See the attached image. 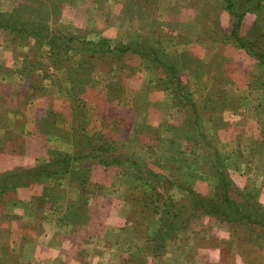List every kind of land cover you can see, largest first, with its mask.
I'll return each mask as SVG.
<instances>
[{"label": "rangeland", "instance_id": "obj_1", "mask_svg": "<svg viewBox=\"0 0 264 264\" xmlns=\"http://www.w3.org/2000/svg\"><path fill=\"white\" fill-rule=\"evenodd\" d=\"M239 1L247 6L239 34L247 36L256 23L264 26V0L256 10L249 9L256 0ZM232 26L222 0H0V148L7 153L0 157V173L34 169L68 154L71 172L83 170L91 193L85 196L71 174L43 178L25 186L38 193H31L34 205L79 202L107 192L115 195L113 201L126 202L128 215L129 202L142 195V181L119 163L100 159L135 158L214 199L223 193L216 152L224 178L237 189L229 191L231 197L240 200L234 195L248 189L264 206L262 184L244 183L231 171L240 162L249 164L251 154L259 159L264 154V110L257 112L261 137L250 148L245 143L249 135L236 131L246 100L264 103V95L258 100L264 88L253 85L263 67L232 41ZM33 28L39 36L27 33ZM101 38L115 48L102 53L97 44L83 46ZM138 43L146 47L140 53L134 49ZM148 47L161 52L167 70L171 65L177 69L176 88L170 86V71L161 68ZM43 95L45 110L31 101ZM221 138L241 142L229 146ZM170 187L171 194H179ZM212 219L192 220L186 234L211 228ZM128 229L124 234H135ZM196 241H188L189 249L195 250ZM119 248L125 250L123 244ZM255 248L257 264H262L264 243L262 250ZM197 259L191 264H200ZM235 264H243L237 255Z\"/></svg>", "mask_w": 264, "mask_h": 264}, {"label": "trees", "instance_id": "obj_2", "mask_svg": "<svg viewBox=\"0 0 264 264\" xmlns=\"http://www.w3.org/2000/svg\"><path fill=\"white\" fill-rule=\"evenodd\" d=\"M222 1L225 3L233 22L230 32L232 41L249 55L255 57L263 67L262 73L256 78L257 80L253 85L264 88V26L262 23H256L251 27L247 36H241L239 27L244 11L247 9L246 3L239 0ZM259 5H261V0H256V3L252 1V6L249 9L256 10L260 7ZM27 33L34 36L40 35V32L35 28L29 29ZM96 44L100 49L104 48L102 53L109 52V41L104 38H101L98 43L88 41L83 46L86 49V46L95 47ZM135 47V51H138L139 48H146L140 43ZM114 48L110 49L113 50ZM149 48L153 59L161 64V68L167 70V63L159 58V55H162L161 52L157 53L154 50L155 53L151 47ZM144 53L147 55L145 50ZM171 66L168 68L170 71L169 80H172L170 86L176 88L180 81L178 80L177 69ZM3 147L1 150L4 149ZM102 148L108 153L106 146ZM214 155L216 156L215 168L220 175L223 192L221 196L214 199L203 197L181 183L172 182L164 174L151 171L146 164L135 158L110 156V159H100L105 164L119 163L124 171L142 181V187H140L142 195L136 196L134 202H129L130 211L127 215V221L133 224L134 233L145 240L144 245L138 249L137 254L140 256H137V260L139 258V264L146 261L147 255H161L166 249L167 241L178 240L186 236V233L189 232L190 222L201 218L203 215L212 216L216 221L226 223L229 226V239L221 242V249L223 247L227 250L223 251L224 254L218 264H235L236 255L241 258L243 264H257L258 257L255 247L262 250L264 243V206L257 202L256 194H253L252 191L248 192V189L240 190L234 195L240 200H234L231 197L229 191L231 189L237 191V189L233 187V183L228 178H224L221 162L216 152ZM71 163V157L68 154H58L54 159L34 169L16 168L0 173V201H2L0 203L16 206L21 203L12 195L17 188L28 186L33 182H40L43 178L55 177L60 179L67 174H71L75 179L80 180L78 184L83 187L81 192L84 194L86 192L91 193L93 186L88 185L86 174H83V170L78 168H74L76 174H73ZM173 185L179 190V194L170 193V186ZM166 190L167 192H164ZM80 200L79 202L69 200L66 213H64L66 219L78 225L83 222L84 218L90 216L97 218L86 207L89 200L88 196L81 197ZM2 215L10 216L7 209L2 210ZM233 246L235 248L234 253H229L228 250ZM142 253L143 255H141Z\"/></svg>", "mask_w": 264, "mask_h": 264}, {"label": "crops", "instance_id": "obj_3", "mask_svg": "<svg viewBox=\"0 0 264 264\" xmlns=\"http://www.w3.org/2000/svg\"><path fill=\"white\" fill-rule=\"evenodd\" d=\"M263 95L264 93H261L259 101L262 100ZM40 97H35L31 101L33 104L35 101L39 103L38 109L45 110L46 97L45 95ZM29 107L30 103L26 106L25 115L29 113ZM34 107L36 108V105ZM260 109L264 110L263 102H260V105H253V102L246 100L242 109L244 119L239 121L236 128L237 132L249 135V139L245 142L249 143V148L256 138L261 137L260 123L257 118V112ZM246 122L249 125V131H247ZM225 128L220 131L224 132ZM220 142L229 146L233 142L237 146L241 141L221 138ZM3 150L0 148V157L7 156ZM251 156L254 158L249 164L240 162V166H233L231 171L234 176L243 177L244 183L249 180L255 186L262 184L260 199L264 202V154L263 157L260 155V159L254 154ZM257 160H263V164ZM2 170L0 169V172ZM18 190L12 195L18 202H21L20 204L7 206V204L0 203V264H134L135 261L137 262V256H140L137 254L138 249L144 245L145 240L143 242L144 238L137 237L133 233L124 234L125 230L128 228L132 230L134 227L127 221V204L123 201L120 203L119 197L113 201L115 195L105 192V195L90 198L86 207L97 218L92 216L84 218L83 222L78 225L64 216L67 202H43L41 204L39 202L34 205L31 193L38 194L37 192L31 191L28 187ZM22 190H24L23 194ZM3 209H7L10 216H3ZM209 225L211 226L209 229H191L196 231V234H187L185 236L187 241L185 237L182 238V242L169 241L161 255H147V264H191L197 257L200 264H218L224 254L223 251L227 250L223 247L221 249V242L229 239L230 234L227 231L229 226L215 219H212ZM195 240L199 241H196L195 250L189 249L188 241ZM119 243L124 245L125 250H120ZM173 247H177L178 250H173ZM234 249L233 246L228 252L234 253Z\"/></svg>", "mask_w": 264, "mask_h": 264}]
</instances>
